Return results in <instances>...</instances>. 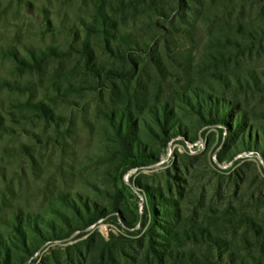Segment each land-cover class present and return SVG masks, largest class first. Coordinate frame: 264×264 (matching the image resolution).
I'll return each instance as SVG.
<instances>
[{"label":"rangeland","instance_id":"obj_1","mask_svg":"<svg viewBox=\"0 0 264 264\" xmlns=\"http://www.w3.org/2000/svg\"><path fill=\"white\" fill-rule=\"evenodd\" d=\"M263 17L264 0H0L2 264H264V158L240 142L264 130ZM190 89L237 104L238 145ZM157 100L183 133L164 146L145 115L134 152L157 161L131 167L107 118ZM68 197L105 216L86 227Z\"/></svg>","mask_w":264,"mask_h":264},{"label":"trees","instance_id":"obj_2","mask_svg":"<svg viewBox=\"0 0 264 264\" xmlns=\"http://www.w3.org/2000/svg\"><path fill=\"white\" fill-rule=\"evenodd\" d=\"M263 26L260 29V37L264 39V17L262 19ZM243 29V28H241ZM248 34L253 37L256 32L252 30H248ZM259 34V33H257ZM53 54L56 53L54 51H51ZM46 57L42 58V61L45 60L47 57H49V54H44ZM21 66L22 67H31L29 63L26 61L21 60ZM115 74V73H114ZM116 75V74H115ZM207 96V97H206ZM208 98V99H207ZM180 103L184 104L185 106L191 108L195 114L201 119V121L208 125V126H229L233 127L232 129L228 131L230 136H227L228 140H233V146L238 145L237 140L239 139L238 132L242 131L243 128L240 126V116L236 115H229V109L232 107H235L237 109V104H234L232 102H223L218 101L214 99L213 97H208L203 92H200L197 89H190L187 91L186 94H184L182 97L179 98ZM157 104L153 106H148L145 110H136V112H131L130 109L124 110L122 112L116 113L113 111L109 114L107 120L110 128L116 135L117 139H119V145L121 148V153L123 155V161H130L131 167H139L144 166L147 163V160H150V162H155L157 160L152 159V157L148 156H141V155H135L136 150H140V144L137 140V136L135 134V130L139 128L141 125H147L145 124V115H148L153 125L155 126L154 129H152L153 134L157 137V135H161V139L163 141V145L167 146V144L171 141H173L178 134H182L183 132L180 131L181 125L180 120L176 116V114L173 111V106L170 105L168 101H159L157 100ZM234 105V106H233ZM39 109H44L45 107L43 105H37ZM231 116V117H230ZM236 128V129H235ZM221 133L223 131L221 130ZM246 134H248L246 132ZM245 134V135H246ZM231 137V138H229ZM193 142V141H192ZM241 146L244 147V150L242 151H250V147L254 146L256 147L257 151L262 155L264 158V130H259L254 138V141H245L244 137L240 140ZM194 143V142H193ZM246 143V144H245ZM250 145V146H249ZM226 148H229L228 146H225ZM248 147V148H245ZM136 148V150H135ZM241 153V152H238ZM236 154H233L228 160L232 162L234 160V157ZM219 161L224 162V160L219 157ZM64 203L71 205L75 209V213L79 219L82 221H88L86 223V227H89L95 223V221L105 216V213L102 210H93L91 211L87 206L84 204V213L75 206V203L73 200H71L70 197L68 199H64ZM151 207L155 215H158L163 218L161 214H165L162 212H159L157 210V206L154 204L152 198H151ZM168 214V213H166ZM168 216V215H167ZM164 219V218H163ZM162 220V219H160ZM166 230L169 232L170 238L173 237V233L169 228H166ZM74 230H71L68 234L71 235V232ZM1 249H4V251H7V248L5 246H2ZM1 252V251H0ZM158 259H161V256L158 255L155 252L154 261H157ZM231 264H243L242 260H238L236 258H230ZM6 264V261H4ZM3 261L0 259V264H2ZM245 263V261H244ZM246 264V263H245Z\"/></svg>","mask_w":264,"mask_h":264}]
</instances>
